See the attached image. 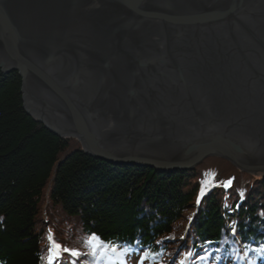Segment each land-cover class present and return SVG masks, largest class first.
Listing matches in <instances>:
<instances>
[{
    "label": "water",
    "instance_id": "95a60500",
    "mask_svg": "<svg viewBox=\"0 0 264 264\" xmlns=\"http://www.w3.org/2000/svg\"><path fill=\"white\" fill-rule=\"evenodd\" d=\"M0 72L94 159L264 176V0H0Z\"/></svg>",
    "mask_w": 264,
    "mask_h": 264
},
{
    "label": "trees",
    "instance_id": "16d2710c",
    "mask_svg": "<svg viewBox=\"0 0 264 264\" xmlns=\"http://www.w3.org/2000/svg\"><path fill=\"white\" fill-rule=\"evenodd\" d=\"M92 234L152 264L256 263L264 176L213 157L177 172L94 159L28 114L18 72H0V264H49L53 239L82 253L54 264L116 262L107 246L89 255Z\"/></svg>",
    "mask_w": 264,
    "mask_h": 264
},
{
    "label": "snow or ice",
    "instance_id": "6c2138e0",
    "mask_svg": "<svg viewBox=\"0 0 264 264\" xmlns=\"http://www.w3.org/2000/svg\"><path fill=\"white\" fill-rule=\"evenodd\" d=\"M232 181H226L225 182V186H231ZM241 195H243V193H241ZM52 243V249H53V254L51 259L49 260V264H54V261L59 260L61 257V253H67L70 257L76 258L78 259L82 253H80L78 250L75 249H68V248H62L61 245L57 244L55 242V240L53 239L51 241ZM86 246L89 248V255L92 256V258L94 260L97 259V252L98 250H103L106 246L113 252L116 253L117 255L122 256L123 253L118 252V249L115 245L111 244V243H107L102 241L100 239V237H98L95 234H92L88 240L86 241ZM127 251V250H126ZM76 259H73L72 264H76ZM109 264H115L114 261L111 260V258L109 257ZM203 259V257H202ZM119 264H127V262L123 259H121L119 261ZM181 264H183V262H181Z\"/></svg>",
    "mask_w": 264,
    "mask_h": 264
},
{
    "label": "rangeland",
    "instance_id": "374dc122",
    "mask_svg": "<svg viewBox=\"0 0 264 264\" xmlns=\"http://www.w3.org/2000/svg\"><path fill=\"white\" fill-rule=\"evenodd\" d=\"M212 158V157H211ZM213 158H216V157H213ZM207 258L209 257H211V255H207L206 256ZM261 262L259 263V264H263V261H264V255L262 256V258H261ZM118 261H120V259L118 260ZM127 262V264H152L151 262H149V261H147V260H145V259H143L141 256H133V257H131L129 260H127L126 261ZM210 264V263H209ZM227 264H234L233 262H227Z\"/></svg>",
    "mask_w": 264,
    "mask_h": 264
}]
</instances>
